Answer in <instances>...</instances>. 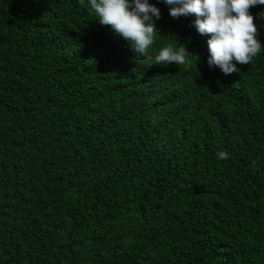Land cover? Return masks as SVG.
<instances>
[{
    "label": "trees",
    "instance_id": "obj_1",
    "mask_svg": "<svg viewBox=\"0 0 264 264\" xmlns=\"http://www.w3.org/2000/svg\"><path fill=\"white\" fill-rule=\"evenodd\" d=\"M149 3L152 61L89 0H0V264H264V5L225 75ZM169 44L193 56L155 65Z\"/></svg>",
    "mask_w": 264,
    "mask_h": 264
},
{
    "label": "clouds",
    "instance_id": "obj_2",
    "mask_svg": "<svg viewBox=\"0 0 264 264\" xmlns=\"http://www.w3.org/2000/svg\"><path fill=\"white\" fill-rule=\"evenodd\" d=\"M169 6V15L195 17L193 26L207 40L208 65L219 68L223 74L238 73L240 66H247L261 53L259 31L250 9L264 5V0H162ZM90 8L101 26L111 28L116 37L122 38L130 48L152 61L148 55L158 30L155 21L161 18L160 10L149 0H89ZM264 19V12L258 14ZM155 18V20L153 19ZM189 56L186 46L169 44L159 50L155 65H184ZM217 158L226 160L227 152Z\"/></svg>",
    "mask_w": 264,
    "mask_h": 264
}]
</instances>
